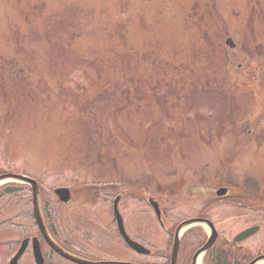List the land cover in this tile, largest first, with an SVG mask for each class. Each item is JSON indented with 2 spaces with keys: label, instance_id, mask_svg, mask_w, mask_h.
Wrapping results in <instances>:
<instances>
[{
  "label": "rangeland",
  "instance_id": "rangeland-1",
  "mask_svg": "<svg viewBox=\"0 0 264 264\" xmlns=\"http://www.w3.org/2000/svg\"><path fill=\"white\" fill-rule=\"evenodd\" d=\"M6 172L42 183L57 241L89 260L169 264L174 230L149 198L170 207L169 228L202 210L230 242L258 225L237 253L263 254L264 0H0ZM61 185L66 205L53 193ZM27 188L0 199V264L33 236L45 264H74L41 239ZM116 196L148 255L120 238ZM199 228L176 264H191V241L208 234ZM19 263L34 264L30 246Z\"/></svg>",
  "mask_w": 264,
  "mask_h": 264
},
{
  "label": "water",
  "instance_id": "water-1",
  "mask_svg": "<svg viewBox=\"0 0 264 264\" xmlns=\"http://www.w3.org/2000/svg\"><path fill=\"white\" fill-rule=\"evenodd\" d=\"M225 43L233 47L234 43L231 38H227ZM19 181V182H24L25 184H28L31 188L32 191V203H33V215L35 218V221L37 223L38 229L45 240V242L52 248L57 254L62 256L63 258L70 260L74 263L77 264H140V263H133V262H124V261H90L83 259L81 257H78L76 255H73L64 249H62L56 242L50 237L48 234L42 216L39 208V195H38V185L37 183L24 176H19L15 175L12 173H6V174H1L0 175V183L5 182V181ZM55 194L57 195L58 199L64 203L68 202L70 199V192L67 188L61 187L55 189ZM226 193V188H219L216 191V194L221 196ZM119 197H116L113 201V211L115 214V219L118 227V231L120 235L122 236L124 242L135 252L140 253V254H148L150 251L145 248L142 244L132 240L128 234L125 232L124 225H123V220L122 217L118 211L117 208V203H118ZM150 204L152 205L154 212L156 214V217L160 219V209L158 207V204L156 201H154L152 198L149 199ZM196 223H203L206 224L210 230V234L208 236L207 241L204 243L202 247H200L193 255V264H195L196 259L200 254H202L207 248L210 247V245L213 243V241L216 238V231L214 229L213 224L206 219L203 218H190L187 219L180 224L177 225L175 228L174 232V238H173V244H172V249H171V256H170V264H176V259H177V253H178V246H179V240L182 235V233L191 225L196 224ZM258 230V226H253L250 228L245 229L244 231L240 232L234 237L235 241H241L252 234H254ZM29 243V239L25 238L21 241L20 247L17 251V253L12 257L10 260L9 264H18V259L22 255V253L25 251L27 245ZM31 247H32V253L34 257L35 264H44V259L42 256L41 248H40V243L37 237H33L31 239ZM264 260V255L258 256L251 260L248 264H257L259 261Z\"/></svg>",
  "mask_w": 264,
  "mask_h": 264
},
{
  "label": "trees",
  "instance_id": "trees-1",
  "mask_svg": "<svg viewBox=\"0 0 264 264\" xmlns=\"http://www.w3.org/2000/svg\"><path fill=\"white\" fill-rule=\"evenodd\" d=\"M18 72H21V71H18ZM106 183H108V182H106ZM100 184H103V183H100ZM15 185H16V187H14ZM19 188H24V186L23 185L22 186L21 185H17V184H14V183H10V184L5 185L4 187H2V190H0V199L3 198L6 195L14 194ZM40 196H41V204H42V210H43L44 218L48 222L47 225L49 224L48 228L49 229L51 228L50 231L52 232L53 235H55L56 234V230L54 228V224H53V221H52L51 213H50V210H49L50 203L48 204L47 201L43 202L44 198L42 197L41 190H40ZM160 204L162 206L161 202H160ZM169 208L170 207H167V206L163 207L162 206V217L163 218H164V216H163L164 213L163 212H165V210L167 211V209H169ZM5 211H6V209L5 210H0V224H3L4 221L6 220V218H4L5 217ZM203 214H204V210L199 211V213H198V215H201V216ZM163 223H164V221H163ZM171 231H173V230H171ZM190 234H191L190 231L186 232L183 235V237H182V239H183L182 241L185 242L186 241L185 239L189 238ZM218 239L216 240L217 242H215L214 245L207 251L208 256H210V264H245L249 260V258L246 259V256H242L239 253H237V251H235L233 249H230L228 247V242L225 241L224 239H221V244H216V243L219 242ZM202 240H203V236L201 235L200 240L196 241L197 243H193L191 241V246L194 247V248L198 247L200 245V243H202ZM181 244H183V243H181ZM232 245L235 246L234 244H232ZM243 260H245V261H243ZM167 263H168V259L163 264H167Z\"/></svg>",
  "mask_w": 264,
  "mask_h": 264
},
{
  "label": "bare ground",
  "instance_id": "bare-ground-1",
  "mask_svg": "<svg viewBox=\"0 0 264 264\" xmlns=\"http://www.w3.org/2000/svg\"><path fill=\"white\" fill-rule=\"evenodd\" d=\"M197 264H200V261H198V263Z\"/></svg>",
  "mask_w": 264,
  "mask_h": 264
}]
</instances>
